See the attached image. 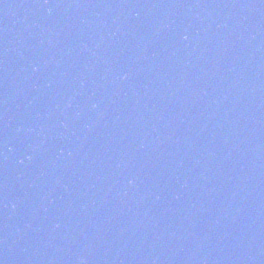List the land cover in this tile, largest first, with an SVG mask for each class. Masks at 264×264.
<instances>
[{"label": "water", "instance_id": "95a60500", "mask_svg": "<svg viewBox=\"0 0 264 264\" xmlns=\"http://www.w3.org/2000/svg\"><path fill=\"white\" fill-rule=\"evenodd\" d=\"M0 264H264V0H0Z\"/></svg>", "mask_w": 264, "mask_h": 264}, {"label": "clouds", "instance_id": "9594fccd", "mask_svg": "<svg viewBox=\"0 0 264 264\" xmlns=\"http://www.w3.org/2000/svg\"><path fill=\"white\" fill-rule=\"evenodd\" d=\"M94 107H95V105H94Z\"/></svg>", "mask_w": 264, "mask_h": 264}]
</instances>
